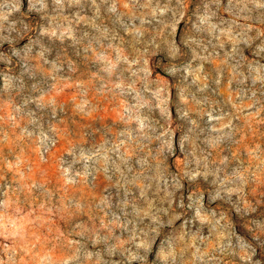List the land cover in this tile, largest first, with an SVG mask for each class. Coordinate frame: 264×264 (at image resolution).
<instances>
[{"label": "rangeland", "instance_id": "rangeland-1", "mask_svg": "<svg viewBox=\"0 0 264 264\" xmlns=\"http://www.w3.org/2000/svg\"><path fill=\"white\" fill-rule=\"evenodd\" d=\"M0 264H264V0H0Z\"/></svg>", "mask_w": 264, "mask_h": 264}]
</instances>
